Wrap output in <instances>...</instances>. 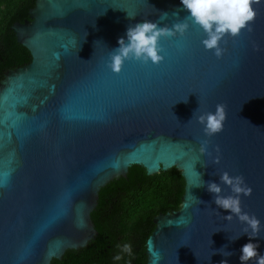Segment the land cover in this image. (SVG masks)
Masks as SVG:
<instances>
[{
  "label": "water",
  "instance_id": "obj_1",
  "mask_svg": "<svg viewBox=\"0 0 264 264\" xmlns=\"http://www.w3.org/2000/svg\"><path fill=\"white\" fill-rule=\"evenodd\" d=\"M253 7L252 30L226 35L219 57L189 18L183 35L161 36L159 63L118 72L105 61L127 26L170 27L188 14L181 0H35L12 23L31 58L0 78V264H50L85 245L99 188L133 163L175 166L185 182L180 206L154 217L145 264H241L249 239L264 252V0ZM218 102L223 128L205 137L196 115ZM224 170L252 187L241 207L259 217L256 237L206 190Z\"/></svg>",
  "mask_w": 264,
  "mask_h": 264
},
{
  "label": "trees",
  "instance_id": "obj_2",
  "mask_svg": "<svg viewBox=\"0 0 264 264\" xmlns=\"http://www.w3.org/2000/svg\"><path fill=\"white\" fill-rule=\"evenodd\" d=\"M35 0H0V78L8 68L27 63L31 54L11 25L29 18ZM184 178L171 166L148 174L141 164H130L98 190L90 212L97 233L83 246L67 248L50 264H145L146 240L155 227L154 217L177 209L184 193ZM128 242L132 254L117 245ZM120 253V259L113 257Z\"/></svg>",
  "mask_w": 264,
  "mask_h": 264
},
{
  "label": "clouds",
  "instance_id": "obj_3",
  "mask_svg": "<svg viewBox=\"0 0 264 264\" xmlns=\"http://www.w3.org/2000/svg\"><path fill=\"white\" fill-rule=\"evenodd\" d=\"M255 0H181V4L187 9V15L172 26H160L154 20H139L129 24L125 34L117 38V45L110 50L107 66L118 72L126 60H138L144 63H159L163 59V46L160 38L164 35H183L188 28V19L199 25L204 35L201 39L202 45L213 52L217 57L223 54L224 49L221 42L226 35L236 36L242 29L252 30V21L256 16L253 7ZM167 13H165L166 15ZM195 113V110L193 114ZM193 116V115H192ZM197 121L203 126L205 137H210L222 130L226 119V111L223 102H218L214 109L200 112L196 115ZM207 139L201 142L199 151L207 150ZM219 160V156L214 158ZM218 180H208L206 190L213 193V201L218 208L229 210L225 217L230 219L232 215L246 225L242 233L248 237H256L259 234L261 221L254 213L242 210L241 194L250 195L252 187L249 185L242 173L230 174L228 170L218 175ZM227 185L229 192L224 194L223 186ZM250 229V231H249ZM238 237V236H236ZM234 237V238H236ZM233 238V239H234ZM258 240L249 239L240 246L239 260L241 264H264V252L258 251ZM122 252L132 254V246L125 242L117 245ZM226 251V255H230ZM118 252L113 259L119 260ZM218 264H228L227 260H221Z\"/></svg>",
  "mask_w": 264,
  "mask_h": 264
}]
</instances>
